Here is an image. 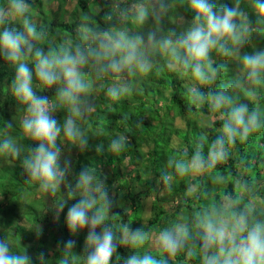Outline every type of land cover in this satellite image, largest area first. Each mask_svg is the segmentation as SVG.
<instances>
[{
    "label": "trees",
    "instance_id": "trees-1",
    "mask_svg": "<svg viewBox=\"0 0 264 264\" xmlns=\"http://www.w3.org/2000/svg\"><path fill=\"white\" fill-rule=\"evenodd\" d=\"M28 1L40 5L42 0ZM49 1H56V4L55 7L44 6L51 10L47 18L42 12L40 19L37 16L38 19L33 20L31 16V22L41 36L39 45L42 43L45 48L57 47L58 43L87 47L92 43L88 36L92 31H125L129 35L143 36L147 44L149 32H156L158 37L179 34L190 25L193 15L187 0H163L168 10L160 13L159 22L150 15L143 24L134 18L136 8L148 5L159 11L161 0ZM214 2L219 6L232 4L233 0ZM240 6L255 27L238 54L264 50V26L255 25L256 16L249 0H241ZM145 51L151 65L148 72L126 70L95 79V69L91 65L86 68L93 77L90 93L93 109L81 121L88 143L81 151L74 145L60 142L61 155H64L61 162L64 159L72 162L67 174L70 184H74L82 167L92 166L99 190L107 193V199L111 201L108 223L114 229L128 225L133 230L140 228L146 234L144 245L138 249L119 246L112 264H123L124 259L137 252L153 255L158 264H203L202 230L197 226V217L203 219L205 212L224 213L227 217L250 206L249 224L264 222V82L257 85L246 79L240 62L236 61L238 54L212 53V64L219 72L213 81L199 84L190 74L183 78L177 75L176 67L165 55L152 48L146 47ZM13 76L14 68L0 57V121L14 111L18 110V118L23 112L9 90ZM237 79L240 86L233 88ZM118 85L124 86L126 92L124 97L112 100L107 90ZM34 87L38 95L50 99L55 95V88L40 90L35 82ZM190 90H198L209 98L223 90L235 104H246L249 113L255 111L260 127L245 140L237 138L235 143L226 144V156L214 167L205 166L179 174L174 166H169V159L188 163L197 148L207 159L210 143L222 134L224 113L227 112V109L213 112L207 102L192 101ZM65 114L59 111L55 118L62 123ZM182 129L185 131L180 132ZM4 134L0 131V140ZM11 134L17 136L16 131ZM120 136L125 137V147L114 153L109 150V145ZM18 140L23 149L19 158L0 155V238H10L13 250L26 252L31 264H60L62 259L73 264V258L82 264L79 258L83 256L87 229L71 234L64 214L57 219L53 203L44 198L35 184L26 182L22 159L34 142ZM68 148H71L70 153H67ZM97 156L99 159L95 160ZM239 184L245 188L240 190V202L234 203L232 198H237L236 186ZM219 188H223L222 194ZM224 195L229 197L231 205L223 206ZM255 195L258 201L254 204L252 199L249 200ZM50 199L53 202L64 199L69 205L75 202L68 200L63 187ZM148 199L152 213L143 219L142 211ZM211 199H215V203ZM174 229L186 231L184 243L176 252L149 246L152 231L161 235L164 230ZM70 238L76 241V247L65 251L63 242ZM41 254H44L43 259Z\"/></svg>",
    "mask_w": 264,
    "mask_h": 264
},
{
    "label": "clouds",
    "instance_id": "clouds-1",
    "mask_svg": "<svg viewBox=\"0 0 264 264\" xmlns=\"http://www.w3.org/2000/svg\"><path fill=\"white\" fill-rule=\"evenodd\" d=\"M249 2L256 16L255 25L264 26V0ZM240 5L241 0L219 6L214 0H187L193 14L190 25L170 36L158 37L156 32H149L147 44L143 36L129 35L125 31H92L88 33L92 43L87 47L64 44L45 49L39 46L41 36L31 22L28 0H0V57L14 68L9 90L23 108L18 120L19 138L34 142L22 159L26 182L50 195L63 187L68 200L75 201L69 205L67 200L61 199L56 204L55 214L57 219L64 214L71 234L87 229L83 256L79 258L82 264H112L119 246L138 249L147 239L140 228L133 230L123 225L114 229L108 223L111 201L107 193L99 190L92 166L82 167L74 184L67 182L72 162L70 159L61 162L59 143L67 142L81 151L87 146L81 121L93 109L90 100L93 82L86 68L91 65L95 69V79L126 70L148 72L151 65L145 51L147 47L165 55L182 78L190 74L199 84L209 83L219 72L212 64L211 54H238L254 30L255 26ZM167 10L168 5L161 0L159 11L141 5L136 8L134 18L143 24L152 15L159 22L160 13ZM239 62L249 82L257 85L264 82V50L244 53L239 56ZM34 82L40 90L55 88L54 97L38 95ZM239 86L237 79L232 87ZM125 92L124 86L107 90L112 100L119 99ZM189 95L194 102H207L213 112L223 109L227 112L222 134L210 143L207 159L199 148L188 163L169 159V166H174L179 174L214 167L226 156V144L235 143L237 138L243 141L260 127L257 113H249L246 104H235L223 90L211 94L210 98L198 90H190ZM59 111L66 113L62 123L55 118ZM5 127L12 129V122ZM124 147L125 137L120 136L112 140L109 150L119 153ZM22 151L17 136L9 133L0 140V155L19 158ZM251 212V207L246 206L244 211L227 217L217 212H205L203 219L197 217V226L202 230L203 264H264V222L250 225ZM185 238V230H164L158 243L164 251L174 253ZM75 247L74 239L63 242L65 251ZM0 264H31V258L26 252L14 251L11 239L3 237L0 238ZM60 264H68V260L62 259ZM73 264H78L76 258ZM123 264H158V259L137 252L124 259Z\"/></svg>",
    "mask_w": 264,
    "mask_h": 264
},
{
    "label": "rangeland",
    "instance_id": "rangeland-1",
    "mask_svg": "<svg viewBox=\"0 0 264 264\" xmlns=\"http://www.w3.org/2000/svg\"><path fill=\"white\" fill-rule=\"evenodd\" d=\"M32 1V0H31ZM28 3H29V9H30V16H32V18H34L33 20H37L38 18H37V16L39 17V14L41 15V12L43 13V15H44V17H48V14H51V10H46L45 9V7L44 6H52V7H55V4H56V1H49V0H42L41 2H40V5L38 4L39 2H35L34 4H32L30 1H28ZM41 6V7H40ZM68 6H71V3H69L68 4ZM161 16V15H160ZM39 19H40V17H39ZM58 45L60 46V43H58ZM39 46H42V47H44L43 45H42V43L39 45ZM50 47V46H49ZM49 47H44L45 49H47V48H49ZM239 54L236 56V61H238L239 62ZM234 58V57H233ZM89 76H90V78H92L93 79V77H92V74H89ZM119 86V85H118ZM245 92H248V89H245ZM93 97H94V99H97V97H96V95H93ZM123 97H124V95H123ZM122 97V98H123ZM96 101H98V100H96ZM20 107L18 108V109H20V108H22V106L21 105H19ZM264 111L262 110V113H263ZM17 114H18V110H17V112L16 111H14L13 112V114L10 116V117H8V118H6L4 121H0V131H3L5 134H4V136L5 135H7V134H9V133H11L12 131H16V135H17V137L19 138V125H18V120H19V118L17 117ZM262 116H263V114H262ZM9 122H12V124H13V128L12 129H6V125L9 123ZM4 129H6V130H4ZM185 130L184 129H182V130H180V132H184ZM20 144V143H19ZM62 151H63V149H61ZM71 152V148H68V150H67V153H70ZM61 157L62 158H64V155L62 156L61 155ZM101 157V156H100ZM99 159V156H97L96 158H95V160H98ZM256 171V169L255 170H253V172H255ZM253 175H254V173H253ZM122 177V176H121ZM127 178H129V176L127 177ZM244 188L245 187H243L241 184H239V187L238 186H236V194H237V198H232V200L234 201V203H238V202H240V198H242V192L240 191L241 189L244 191ZM219 190H220V193L221 192H223V188L221 189V188H219ZM44 194V198L49 202V203H53V205L56 207V204L58 203V202H53L51 199H50V197H51V195L50 194H45V193H43ZM222 194V193H221ZM225 197H226V199L224 200L223 199V206L224 205H231L232 204V202H231V200L229 199V197L228 196H226V195H224ZM224 198V197H223ZM253 201H252V200ZM258 199H260V198H258ZM256 195L255 196H253V197H251L250 198V200L249 201H252V203H254L255 204V202H256ZM148 202H146V204L144 205V209H143V211H142V217H143V219H146L151 213H152V210H151V207H150V200L148 199L147 200ZM211 201H213L214 203H215V199H211ZM258 201V200H257ZM231 202V203H230ZM248 202V201H247ZM252 203H251V205H252ZM249 204V203H248ZM250 205V204H249ZM255 217V215L252 217V218H254ZM159 237H160V234L159 233H157V232H154V231H152L151 233H150V236H149V246L150 247H159L160 245H159V243H158V240H159Z\"/></svg>",
    "mask_w": 264,
    "mask_h": 264
}]
</instances>
